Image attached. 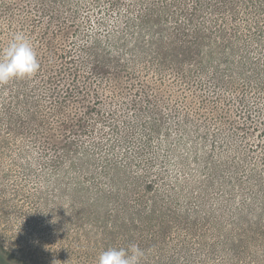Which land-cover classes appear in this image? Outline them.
Masks as SVG:
<instances>
[{
    "label": "rangeland",
    "instance_id": "374dc122",
    "mask_svg": "<svg viewBox=\"0 0 264 264\" xmlns=\"http://www.w3.org/2000/svg\"><path fill=\"white\" fill-rule=\"evenodd\" d=\"M254 4L0 0V48L23 32L40 61L31 79L0 86V264H97L132 243L156 264L155 207L190 227L180 221L195 219L194 203L217 210L227 188L220 212L232 217L264 176ZM223 158L227 184L215 176Z\"/></svg>",
    "mask_w": 264,
    "mask_h": 264
},
{
    "label": "trees",
    "instance_id": "16d2710c",
    "mask_svg": "<svg viewBox=\"0 0 264 264\" xmlns=\"http://www.w3.org/2000/svg\"><path fill=\"white\" fill-rule=\"evenodd\" d=\"M251 1L253 6L250 7L256 8L255 0ZM256 1L257 4L259 1L260 3L264 2L263 0ZM74 76L76 77V74ZM261 159L264 162V155ZM227 163L229 161L223 158L221 164H217L215 169V176L220 178L222 182L227 181L225 184L231 182L222 174V166L227 165ZM248 172H250L251 177V174L253 175L257 171L252 169ZM213 178L210 172L205 180L206 183H212ZM259 178L262 183L252 182L253 185H245L252 196L243 199L241 207L240 205L232 206L234 211L229 219H225L224 213L220 211H223L227 203L233 202V196H229L233 194V190L225 188L224 191L229 197L222 195L219 198L218 209L208 210L203 216L198 210L199 204L197 202L194 203L195 206L191 205L193 210L191 209L189 214L193 215L192 211L197 213L194 220L200 217L206 220L205 230L202 231H190L191 227L194 229L197 226V221L191 218L180 221L185 225L190 224V227L175 226V223L172 224V221L167 219L165 212L160 210L159 214H156L158 208L155 207L154 214L160 218L157 222L158 231L155 236L157 240L154 243L157 253L156 264H209L211 261H216V264H264V258L262 259L261 255H258L254 249L260 244L259 242L264 241V201L259 198V195L264 196V176L259 174ZM205 188L208 187L205 186ZM200 197L196 196L195 198L199 199ZM201 246H205L204 251L201 250ZM261 246L264 248V243Z\"/></svg>",
    "mask_w": 264,
    "mask_h": 264
},
{
    "label": "clouds",
    "instance_id": "9594fccd",
    "mask_svg": "<svg viewBox=\"0 0 264 264\" xmlns=\"http://www.w3.org/2000/svg\"><path fill=\"white\" fill-rule=\"evenodd\" d=\"M39 70L35 46L25 33H14L7 45L0 48V86L31 79ZM146 256L145 249L132 243L127 247H110L102 251L97 264H142Z\"/></svg>",
    "mask_w": 264,
    "mask_h": 264
}]
</instances>
